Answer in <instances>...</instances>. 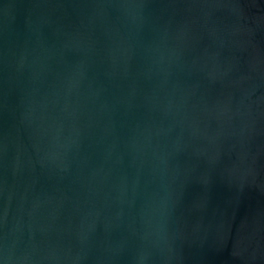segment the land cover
I'll use <instances>...</instances> for the list:
<instances>
[{"label": "water", "instance_id": "obj_1", "mask_svg": "<svg viewBox=\"0 0 264 264\" xmlns=\"http://www.w3.org/2000/svg\"><path fill=\"white\" fill-rule=\"evenodd\" d=\"M0 264H264V0H0Z\"/></svg>", "mask_w": 264, "mask_h": 264}]
</instances>
